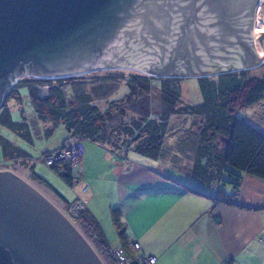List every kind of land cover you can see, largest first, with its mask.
<instances>
[{
	"label": "water",
	"instance_id": "obj_1",
	"mask_svg": "<svg viewBox=\"0 0 264 264\" xmlns=\"http://www.w3.org/2000/svg\"><path fill=\"white\" fill-rule=\"evenodd\" d=\"M258 0H0V106L22 75L199 78L264 63ZM262 41V42H261ZM0 264H105L55 203L0 170Z\"/></svg>",
	"mask_w": 264,
	"mask_h": 264
},
{
	"label": "trees",
	"instance_id": "obj_2",
	"mask_svg": "<svg viewBox=\"0 0 264 264\" xmlns=\"http://www.w3.org/2000/svg\"><path fill=\"white\" fill-rule=\"evenodd\" d=\"M247 71L239 70L196 78L201 100L195 104L180 100L182 78H158L134 72L125 76L117 70H105L101 76L89 82L79 80L76 83L65 82L73 77L58 78L55 79L56 83H52L51 80L54 79L21 76L0 106V126L14 132L21 139L32 142L29 120L22 117L19 122L14 121L6 105L9 95L21 102L19 95L14 92L17 87L25 86L35 114L52 125L46 130V135H51L58 123H61L66 131L60 146L51 150L61 148L66 137L71 136L78 139L83 147L84 140L91 141L106 146L113 152L120 148L131 149L138 155L155 160L159 156L166 132L169 131L171 116L200 118L198 124L195 120L192 123L197 135L190 170L191 178L211 187V199L214 202L234 205V196L239 192L243 175L264 181V133L238 114L241 109L258 103L260 99L264 101V75L249 76ZM155 79L160 81L158 105L151 108L148 95L151 82ZM121 82L126 85L128 92L118 100H108L109 94ZM40 84L48 85L46 92L38 87ZM99 101H108L109 106L102 110ZM131 102L133 107L129 105ZM111 105L117 113L115 116L121 119L131 113L128 122L120 120L117 126L111 125ZM0 149L3 155L1 165L18 164L27 167L31 177L48 186L66 206L72 202L66 201L49 184L41 180L35 174L34 166L41 164L49 168L73 187L81 177L82 160L79 165L73 167L68 162L48 167L40 159L42 154L50 151L49 149L40 150L38 155L33 156L1 134ZM33 159L35 163L30 164ZM229 184L235 191L232 194L223 190V187ZM110 216L120 242L118 245L109 242L99 220L87 206L77 218L81 227L79 229L90 239L106 264L114 262L112 249L115 247L123 249L131 259L130 264H139L138 253L131 248L132 241L129 243L132 253L128 249L119 210L112 208ZM138 252L140 253V250Z\"/></svg>",
	"mask_w": 264,
	"mask_h": 264
},
{
	"label": "crops",
	"instance_id": "obj_3",
	"mask_svg": "<svg viewBox=\"0 0 264 264\" xmlns=\"http://www.w3.org/2000/svg\"><path fill=\"white\" fill-rule=\"evenodd\" d=\"M194 120L200 122L169 118L155 160L84 142L78 184L86 188L77 197L114 245L120 242L110 212L117 208L128 249L137 242L140 253L156 257L154 264H264L263 184L243 175L234 205L214 202L211 187L190 175L196 143L186 135ZM223 190L232 192L230 185Z\"/></svg>",
	"mask_w": 264,
	"mask_h": 264
},
{
	"label": "rangeland",
	"instance_id": "obj_4",
	"mask_svg": "<svg viewBox=\"0 0 264 264\" xmlns=\"http://www.w3.org/2000/svg\"><path fill=\"white\" fill-rule=\"evenodd\" d=\"M251 28H252V33H254V38H253L254 44L256 48L258 49L257 33H261L264 35V0H258L255 6ZM246 70H248L247 74L249 76L254 75V76L261 77L264 75V63L258 66H255L253 68L246 69ZM104 71L105 70H96V71L86 73L83 75L73 76V78L66 79L65 82L66 83L68 82L76 83L79 80H85L86 82H89L95 77L97 78L101 76L104 73ZM118 71L125 74V76L128 75L130 72L138 73V72L126 70V69H122V70L119 69L117 70V72ZM114 72H116V70H114ZM22 77L31 78L25 75H22ZM51 81L52 83H56L55 79ZM159 83H160L159 79H155L151 82V90L148 95V98L150 99V106L152 105L151 108L152 107L155 108V106L158 105ZM38 87H40V89H42L43 92H46L48 85L40 84ZM127 92H128V89L126 85L123 82H121L117 85L115 90L109 94L108 100H118L122 98ZM14 93H17V95H19V97L21 98V102L16 101L12 95H9L6 99V105L10 111L11 118L14 121L19 122L22 119V117H25L26 119L29 120L28 126L30 128L32 142L30 143V142L25 141L24 139H21L14 132L2 126H0V134L33 156L38 155V152L40 150H44V149L51 150V149H56L57 147H59L61 144V140L64 137L65 132H66L63 125L61 123L56 124L52 134L46 135V130L51 128L52 125L49 121H43L39 119L38 116L35 114L31 106V103L29 101L27 88L25 86H19L15 89ZM180 100L182 102L191 103V104L200 102L201 96H200L196 78L189 77V78H182L180 80ZM99 103H100V108L102 110L105 109L107 106H109L108 101H99ZM129 105L133 107L134 104L133 102H131ZM113 108L114 106L111 105V109ZM114 111L115 109H113L110 113L112 116L109 119L111 120L110 121L111 125L117 126L120 120H122V122H128V119L130 118L131 113H128L125 117L121 119V117L115 116L117 113L116 111L115 112ZM238 114H239V117H244L247 123H249L253 127L260 130L262 133H264V101L260 99L258 103H255L251 106L241 109ZM196 135L197 133L195 132V127L191 126L188 131V135H186L187 138L191 142L192 140L193 141L195 140ZM84 142L86 141L84 140L83 143ZM2 158H3V155L0 149V160ZM34 172L41 180L49 184L50 187L56 193H58L61 197H63L66 201H73L77 195L82 193V188L83 187L86 188V184H84L85 186L81 187V185L78 184V182L74 183L73 187H70L68 184H66L63 181V179L58 174H56L55 172H53L52 170H50L49 168L41 164H36L34 166ZM28 175L24 174L23 179L30 184L32 183L37 184L32 179H29ZM246 178L255 179L258 182H261L264 187L263 180L257 179L255 177H246ZM224 179L227 180V178H224ZM39 186L44 191L42 193L46 194L50 199H55L62 206V208L66 210V208L63 206V204L65 205V203H63L61 199L56 197L55 193L48 186L44 184L42 186L41 185ZM230 186L232 188V192H231L232 194L235 191L232 185ZM263 191H264V188H263ZM260 192L262 193V189L260 190ZM235 197L236 195L234 196V198ZM58 199L61 200L63 204ZM107 237L109 238V236ZM109 242L111 243L110 239H109Z\"/></svg>",
	"mask_w": 264,
	"mask_h": 264
},
{
	"label": "built area",
	"instance_id": "obj_5",
	"mask_svg": "<svg viewBox=\"0 0 264 264\" xmlns=\"http://www.w3.org/2000/svg\"><path fill=\"white\" fill-rule=\"evenodd\" d=\"M84 152V147L83 145L79 142L78 139L67 136L66 139L63 142V146L57 150H50L48 152H45V154H42L41 156V162L50 167L51 165L55 164H60L61 162H68L71 164V166H77L80 164V160L82 158ZM29 163H35L34 159ZM0 170H11L18 174L20 177L23 178L24 174H29L28 177L29 179H32L35 183L33 186H35L37 189H39L41 192H44L39 185H43L42 183L38 182L37 180L33 179L31 177L29 169L23 165H18L15 164L14 166H3L0 163ZM46 195V194H45ZM47 196V195H46ZM48 197V196H47ZM49 198V197H48ZM50 199V198H49ZM53 203L56 204V206L68 216L69 219L72 220L75 225L80 228L79 223L77 222V218L82 212L85 207L86 203L80 199V198H75L72 202H70L67 206L66 204L64 205L61 200H59L63 206L66 208L64 210L62 206L55 200V199H50ZM73 203V204H72ZM74 219V221H73ZM131 248L134 252L138 253L137 254V259L139 264H154L156 261L155 256H145L141 253H139L140 246L137 242L132 241ZM113 250V255H114V262L112 264H130L131 259L130 257L123 251V249L115 247L112 249ZM106 264V262H105Z\"/></svg>",
	"mask_w": 264,
	"mask_h": 264
},
{
	"label": "bare ground",
	"instance_id": "obj_6",
	"mask_svg": "<svg viewBox=\"0 0 264 264\" xmlns=\"http://www.w3.org/2000/svg\"><path fill=\"white\" fill-rule=\"evenodd\" d=\"M253 35H254V33H253ZM258 50V52H259V49H257Z\"/></svg>",
	"mask_w": 264,
	"mask_h": 264
},
{
	"label": "flooded vegetation",
	"instance_id": "obj_7",
	"mask_svg": "<svg viewBox=\"0 0 264 264\" xmlns=\"http://www.w3.org/2000/svg\"><path fill=\"white\" fill-rule=\"evenodd\" d=\"M262 42V41H261Z\"/></svg>",
	"mask_w": 264,
	"mask_h": 264
}]
</instances>
